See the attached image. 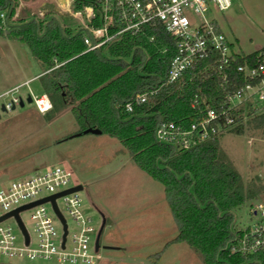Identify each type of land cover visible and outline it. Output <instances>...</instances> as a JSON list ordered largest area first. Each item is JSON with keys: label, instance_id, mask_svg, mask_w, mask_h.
Here are the masks:
<instances>
[{"label": "trees", "instance_id": "trees-1", "mask_svg": "<svg viewBox=\"0 0 264 264\" xmlns=\"http://www.w3.org/2000/svg\"><path fill=\"white\" fill-rule=\"evenodd\" d=\"M17 1L0 0V36L24 43L41 65L37 78L51 102L44 113L49 115L71 104L77 125L73 133L96 127L100 133L115 137L134 164L162 184L177 230L169 242H185L204 264L238 262L241 256L227 255L223 248L233 235L232 209L253 197L257 188L242 185L239 173L219 153L216 136L179 150L154 136V127L161 119L186 124L194 93L208 98L219 94L216 73L198 71L205 63L202 61L165 83L174 48L163 30L144 26L142 31L123 32L114 40L84 50L86 30L63 26L51 13L39 19L29 15L10 21ZM259 49L264 51V45ZM259 49L235 54L226 71L232 73L236 63L244 58L250 61ZM145 90L152 93L144 101L130 111L123 109V103L135 92ZM254 110L249 105L245 112ZM241 116L240 110L239 121L230 130H241ZM253 120L264 126V108ZM248 256L254 258L251 264H264V249Z\"/></svg>", "mask_w": 264, "mask_h": 264}, {"label": "rangeland", "instance_id": "rangeland-1", "mask_svg": "<svg viewBox=\"0 0 264 264\" xmlns=\"http://www.w3.org/2000/svg\"><path fill=\"white\" fill-rule=\"evenodd\" d=\"M48 13L63 26L77 27L76 20L63 14L54 0H18L10 21L29 15L44 18ZM209 14L237 51L264 45V0H230L226 9H212ZM188 16L193 23L200 18L198 14ZM41 68L24 43L0 36V92ZM27 83L33 93L42 91L37 77ZM26 91L20 85L15 92L22 96V105L0 111V185L48 165L64 164L71 169L73 181L81 184L78 194L84 212L97 228L103 219L97 240L99 255L92 264H204L185 242H169L177 230L162 184L134 164L115 137L73 133L77 125L71 104L49 115L40 113L25 100ZM8 98L7 94L0 96V102ZM259 107L249 114L245 109L239 132L228 129L216 136L219 153L239 173L242 185L257 188L253 197L232 209L237 225L254 220L249 207L264 195V126L253 120L262 111ZM27 214V210L20 212L31 232ZM6 221L12 222L10 218ZM72 227L68 220V228ZM0 264L58 263L0 257Z\"/></svg>", "mask_w": 264, "mask_h": 264}, {"label": "built area", "instance_id": "built-area-1", "mask_svg": "<svg viewBox=\"0 0 264 264\" xmlns=\"http://www.w3.org/2000/svg\"><path fill=\"white\" fill-rule=\"evenodd\" d=\"M54 1L63 14L76 20L77 27L86 30L82 36L84 50L114 40L123 32L136 33L149 26L163 30L173 42L174 52L167 63L165 83L173 82L202 61L205 63L198 71L206 75L216 73L221 86L219 94L208 98L194 93L189 101L190 110L185 115V125L167 119L156 123L154 136L158 141L176 150L188 149L237 124L238 113L241 110L243 116L247 106L264 108L263 50L259 49L250 61L244 58L236 63L232 73L226 71L235 54L248 53L234 49L232 41L209 14L212 9H226L230 0ZM189 13L198 14L200 18L193 23ZM2 15L0 12V17ZM27 82L23 80L0 92V96L9 95L7 100L0 102V111H9L19 104L22 96L15 92L20 85L26 86L25 98L30 97L38 112L43 113L51 107L48 95L44 91L33 93ZM150 93L152 90L135 92L123 103V109L130 111ZM74 184L68 166L52 164L0 185V215L10 212L0 219V257L39 259L58 264L94 263L99 255L94 247L98 228L84 212L78 190L54 196V206L50 198H46L18 209L24 231L12 212L18 206L48 197ZM23 210L28 211L31 232L20 216ZM249 211L254 220L244 225L232 221L233 235L223 247L227 255L242 257L235 264H251L254 258L248 255L264 249V195L250 205ZM8 218L12 222H7ZM68 220L72 229L68 228Z\"/></svg>", "mask_w": 264, "mask_h": 264}, {"label": "water", "instance_id": "water-1", "mask_svg": "<svg viewBox=\"0 0 264 264\" xmlns=\"http://www.w3.org/2000/svg\"><path fill=\"white\" fill-rule=\"evenodd\" d=\"M25 100H26V101H30V97L27 95L26 98H25ZM19 105H22V100L19 101ZM86 131L93 132V133H99V132H100V130H99L98 128H96V127L85 128V129H83V132H86ZM75 134H78V133L76 132ZM80 188H81V184H80V183H76V184H74V185H72V186H70V187H68V188H66V189H63V190H61V191H58V192H56V193H54V194H52V195H50V196H48V197H42V198H39V199L34 200V201H32V202H29V203L23 204V205H21V206H18L17 208L13 209L12 212H13V214H14V216H15V218H16L18 224H19V226H20V227L22 228V230L24 231V229H23V227H22V224H21V222H20V220H19V218H18V215H17V210H18V209H21V208L27 207V206H29V205L35 203V202L45 200L46 198H50V200H51V202H52V204H53V206H54V201H53L54 196H56V195H58V194H61V193H64V192H67V191H71V190H79ZM9 213H10V212H6V213L0 215V219L3 218V217H5V216H7ZM102 224H103V219H101V222H100L99 228H98V230H97V232H96V235H95V238H94V247H95V249L98 247V242H97V240H98V234H99V231H100V228H101ZM63 234H64V232H63ZM25 235H26V234H25Z\"/></svg>", "mask_w": 264, "mask_h": 264}, {"label": "crops", "instance_id": "crops-1", "mask_svg": "<svg viewBox=\"0 0 264 264\" xmlns=\"http://www.w3.org/2000/svg\"><path fill=\"white\" fill-rule=\"evenodd\" d=\"M3 38H4L5 40H9V41L13 40V39L5 38V37H3ZM13 41H16V40H13ZM16 42H18V41H16ZM20 44H23V43H20ZM249 52H250V51H249ZM40 73H42V68H41L40 70H38L35 74L23 78L21 81L16 82V83L12 84L11 86H13V85H15V84H18V83L22 82L23 80H30V79L33 78V77H37ZM11 86H8L7 88H9V87H11ZM7 88H6V89H7ZM4 90H5V89H4Z\"/></svg>", "mask_w": 264, "mask_h": 264}]
</instances>
